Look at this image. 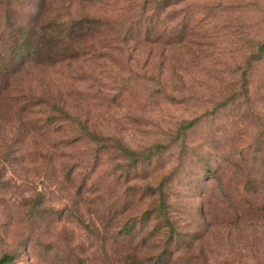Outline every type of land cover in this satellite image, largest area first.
Instances as JSON below:
<instances>
[{
	"label": "rangeland",
	"instance_id": "rangeland-1",
	"mask_svg": "<svg viewBox=\"0 0 264 264\" xmlns=\"http://www.w3.org/2000/svg\"><path fill=\"white\" fill-rule=\"evenodd\" d=\"M160 1L0 0L8 264H264V54L249 93L241 63L264 41V0ZM39 12L106 27L76 59L11 73V34ZM120 145L163 148L132 166Z\"/></svg>",
	"mask_w": 264,
	"mask_h": 264
},
{
	"label": "trees",
	"instance_id": "trees-1",
	"mask_svg": "<svg viewBox=\"0 0 264 264\" xmlns=\"http://www.w3.org/2000/svg\"><path fill=\"white\" fill-rule=\"evenodd\" d=\"M184 0H161L158 3L159 10L163 11L169 5H175ZM156 13V11H155ZM152 15V14H151ZM160 16L155 14L154 16H148L143 20L144 30L142 35L145 34L146 40H149V36L152 32L155 31L156 25H158ZM103 25L106 27L104 22L102 23L99 19H90L88 17L80 19H61L59 17L51 15H43L41 12L30 15L29 22L25 25L24 28L16 29L11 34L12 38V48H11V64L10 72L15 73L20 69V61L23 58L27 60H35L44 64H58L67 60H73L78 58L84 53L85 46L84 41L87 38H91L95 34H99L100 30L103 28ZM258 45H255L254 50L250 51L248 55L242 58L241 63L245 67L244 82L245 85L242 86L246 93L250 92V82L247 77L248 68L250 69L252 64L258 63L263 59L264 54V41L256 42ZM23 57V58H22ZM54 110L61 112V115L67 117L66 113L56 106H53ZM62 121H64L62 119ZM193 122H188L183 128L188 129L191 127ZM82 128V133L85 136V139L89 140V131L84 127ZM90 137L93 140H100V136L95 134H90ZM163 147L157 145L154 147L153 152L147 153H137L127 149L126 147L120 145L117 147L119 155L123 158H130L132 166L138 165L140 160L149 159L153 153H158ZM86 184V181H82L79 185L81 190ZM152 195L156 196L155 193ZM151 195V196H152ZM165 196L158 195L160 199L159 205L156 207L158 214H162L160 209L164 206ZM12 261V257L4 255L0 258V264H8Z\"/></svg>",
	"mask_w": 264,
	"mask_h": 264
}]
</instances>
